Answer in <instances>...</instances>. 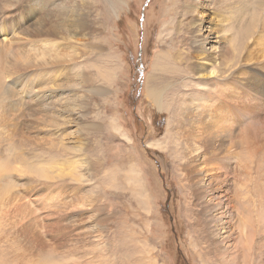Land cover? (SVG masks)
<instances>
[{"label": "rangeland", "instance_id": "1", "mask_svg": "<svg viewBox=\"0 0 264 264\" xmlns=\"http://www.w3.org/2000/svg\"><path fill=\"white\" fill-rule=\"evenodd\" d=\"M42 1L45 6L37 11L44 12L45 20L78 14L65 25L86 26L89 20L94 28L81 32L76 27L87 40L77 33L64 35L75 44L88 41L85 53L52 66L41 65L37 54L10 71L13 56L0 46V264H220L215 254H205L210 250L206 243L196 239L188 209L190 188L181 190L180 170L164 148L182 106L175 97L220 99L213 92L215 79H199L192 72V26L198 21L194 7L187 0ZM36 3L0 0V30L17 32L21 24L31 33L33 25L22 22V16L32 18L28 9ZM212 3L214 10L206 9L203 25L223 28L228 43L236 36L230 28L233 16L239 18L242 35L251 24L264 21V0ZM234 5L239 6L235 15ZM20 35L16 45L11 43L20 52L63 46L51 40L57 35L48 37V43L42 36ZM242 35L231 41L232 50L241 48ZM68 54L76 55V47ZM150 90L164 91V107H158ZM33 118L45 128L32 130ZM52 119L62 122L60 129L46 127L45 121ZM50 137L54 143L33 147L24 142ZM41 162L42 170L36 167ZM119 168L135 177L130 188L126 179H119ZM148 192L153 198L145 197ZM248 225L249 238L236 231L237 253L227 256L225 264H264V216L258 221L252 215Z\"/></svg>", "mask_w": 264, "mask_h": 264}, {"label": "bare ground", "instance_id": "2", "mask_svg": "<svg viewBox=\"0 0 264 264\" xmlns=\"http://www.w3.org/2000/svg\"><path fill=\"white\" fill-rule=\"evenodd\" d=\"M35 1H37L36 5L28 9L33 17L29 18L24 14L22 16V22H29V24L33 25L34 29L31 33L26 32V26L21 24L18 25L17 32L14 29L10 30L8 33L3 29L0 30V46L13 56L12 60L11 57L9 58L10 63L7 66L10 68V71L15 70L16 67L19 68L27 62L30 63L29 57L37 54L43 60H41V65L43 66H52L58 62V64H60V62L64 63L73 58L76 60L81 59L82 54L85 53L83 44L88 41H77L75 44L72 42L70 35L69 38L64 35L77 33V26L81 32L84 30L92 32L91 29L94 28L90 25L91 23H89V20L86 26L84 25L85 22H81L75 27L65 25L70 18H78V14L68 17L65 16L61 19L47 16L48 20H45L44 12L37 11L42 10L43 6H45L43 1ZM187 1L190 6L194 7L193 9L198 15V21H194L192 26V33L196 34L194 41H192L194 50L192 72L195 77L199 79H215L216 81L214 83L217 84V87H215L216 90H213V92L217 93L220 99L219 102H217L216 96L211 99L207 96L200 95L199 97L187 100L186 94H183L181 98L175 97L176 95H174V102L176 103L177 100H180L182 101V106L176 113V119L174 115L169 116L170 120L174 121L175 119L174 122L176 125L175 130L167 135L168 139H166L164 143V148L170 150L171 156L174 157L173 159L176 161V163H174L178 166L176 170H180L178 177L181 190L190 188L187 191V198L190 204L188 209L193 213L191 219L194 221V225L192 226H195L194 234L196 239L198 241L202 240L204 244L206 243L204 247L210 249L205 251V254L210 251L213 253V256L214 254L216 255L220 264H225L226 257L232 256V253L234 255L238 249V237L234 236L236 231L240 233V237L246 235L249 238V217L255 214L257 220L261 221L264 216V166L259 164L264 161V21L256 27L254 24H251L242 35V31L238 27L239 18L233 16L230 28L235 32L236 36L230 39L228 38V43V40L224 36L223 28H218L216 31L212 26L203 25L205 20L202 18L204 13H206V9H209L210 12L214 10V3H212V0ZM238 7L237 5L233 6V15L236 14L234 12ZM240 10L242 11V9ZM34 19L37 20L34 21ZM58 29H63V32L58 34ZM24 32L42 36V42L46 41L47 43L50 41L48 37L57 35L59 38L53 37L51 40L57 43H59L60 40L63 42V46L60 48L46 47L41 49L40 47L36 49L34 47L31 54H29L30 51L27 52V50H30L28 48L26 52H20V48H18V50L12 48L11 43L13 40L14 44L17 43L19 40L18 36L20 33ZM77 34L78 39L87 40L83 33ZM241 35V48L239 47V50H232V48H230L232 45H230L231 41L237 40ZM27 41H25V46H27ZM28 43H30V39ZM23 45L24 44H22V46ZM71 47H76V55L68 54V50ZM22 49L25 51V48ZM1 50L2 49H0V53ZM0 61L3 63V56H0ZM80 79H82L84 83V79ZM37 80L38 79L35 81ZM55 80L56 78H54V81ZM82 81L80 80V82ZM30 83H28V85H30ZM79 85H81V83H79ZM29 87L26 89L29 90L31 88ZM54 87L57 88V86H53L52 88ZM205 91L208 92L209 90L205 89ZM163 92V90H157V92L151 91L152 94H150L151 97H154L152 98L159 108L164 107V105L161 104L163 101ZM198 92L202 93L200 91ZM30 93L31 92L28 91L26 95L29 97ZM60 108L58 107V109ZM82 109L83 108H81V110ZM19 112H22V110L16 111V113ZM45 122L46 127L55 129H60L62 124V122L57 119ZM43 125L44 124H41L36 118H33L32 122L29 123V127L32 130L44 129L45 127ZM93 126L97 127L99 124ZM169 135L173 138H169ZM16 141H14L13 144H15ZM24 142L34 147L46 145L48 142L49 144L51 142L54 143L55 138H33L27 139ZM170 142H172L171 148H169ZM179 147H181V152H179ZM26 165L27 164H25V167ZM42 165L45 164L41 162L40 165L37 164L36 167H45ZM75 165L74 167L77 170L76 174H78L80 173L78 171L79 166L77 165V167ZM117 172L121 174L120 168ZM33 173L35 174V171ZM83 174L86 173L83 172ZM119 179H126V185L128 187L130 184H134L135 181V177L131 176V173L127 171L122 173ZM78 180L77 178V181ZM136 188H138L137 195L140 196V194H142V186L138 185ZM153 194V192H148L145 197L153 198ZM191 204L195 210L191 208Z\"/></svg>", "mask_w": 264, "mask_h": 264}]
</instances>
